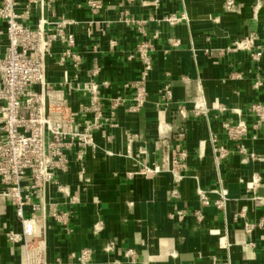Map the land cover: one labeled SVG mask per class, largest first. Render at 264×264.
Segmentation results:
<instances>
[{"label":"crops","instance_id":"0c3cea01","mask_svg":"<svg viewBox=\"0 0 264 264\" xmlns=\"http://www.w3.org/2000/svg\"><path fill=\"white\" fill-rule=\"evenodd\" d=\"M88 1L44 0L24 19L45 29L71 22L67 30L76 37L73 50L81 65L61 62L64 48L54 45L46 60L47 83L84 81L97 63V79L109 87L102 90L104 126L93 134L95 148L83 166L77 150L68 151V170L46 188L41 223L16 243L7 234L22 233V225L0 183V264H27L25 243L38 239L46 264H81L72 256L84 251L90 252L88 264H264V204L248 190L260 174L264 197V124L258 126L250 111L264 104V52L258 61L252 58L264 47V0H233L231 10L228 0H91L100 6L97 12ZM20 2L24 13L26 0ZM124 12L156 20L147 25V37L119 22ZM167 17L177 23L170 25ZM146 40L154 46L146 74L149 97L131 112V85L144 71L136 49ZM0 41L5 42L1 34ZM167 86L171 101L162 99ZM115 97L126 104L112 120ZM71 101L74 110L87 102L79 94ZM181 103L189 109L201 103L205 114L190 113L185 120L176 110ZM238 121L246 122L248 135L233 143L224 137L223 124ZM178 149L187 169L176 183L170 168ZM224 149L230 153L221 157ZM174 188L178 198L171 195ZM200 191L210 205H203ZM53 210L69 213L67 224L56 221ZM247 224L254 226L249 233ZM110 242L115 249L108 252Z\"/></svg>","mask_w":264,"mask_h":264},{"label":"built area","instance_id":"2783aa9c","mask_svg":"<svg viewBox=\"0 0 264 264\" xmlns=\"http://www.w3.org/2000/svg\"><path fill=\"white\" fill-rule=\"evenodd\" d=\"M154 3L158 5L159 0H154ZM36 4L43 7L44 0H26V12L23 13L20 11V0L0 2V20L5 24V30L0 33L5 37V42L0 41L1 194L14 207L23 229L22 233L11 231L7 234L13 243L26 239L34 232L35 224L41 223L39 214L43 209L46 188L55 182L59 173L68 170V151L76 149V159L83 166L88 151L95 148L93 134L104 126L102 90L109 87L108 82L98 81L101 69L97 63L91 69L88 79L84 81L65 82L59 87L47 83L46 60L54 45L59 44L64 48L60 55L61 62L72 59L77 68L81 65V55L73 50L76 37L67 30L70 21L56 23L55 27L48 29L43 27V23L36 26L24 23L27 12ZM87 5L93 12L100 10V6L91 0ZM234 5L233 0H228L226 9L231 10ZM155 21L153 17L136 19L128 12L122 13L119 18V22L136 28L144 37L148 36L147 25ZM164 21L170 25L177 23L172 17H167ZM174 44L177 45L178 41ZM245 48H249L248 45ZM136 50L144 71L142 78L131 85L134 90L133 103L129 106L131 112L139 111L148 100L146 74L151 68L154 46L146 40L139 44ZM263 52L264 47H259L252 53L253 60L258 61ZM161 92L164 101L173 99L170 86ZM74 94H79L87 100L86 103L80 104L78 110L72 107L71 99ZM125 104L126 100L122 97L111 100L109 107L112 120ZM176 110L185 120L190 117V113L197 117L205 114L201 103H194L190 109L184 103L177 104ZM250 111L258 117V126L263 125L264 104H253ZM223 134L228 141L240 143L248 135V126L244 121L226 122L223 124ZM212 141L217 142L218 136L213 135ZM229 153L224 149L220 155L225 157ZM185 159V153L178 149L170 168L176 183L181 181L187 169ZM262 185V176L255 174L248 186L253 200L259 204H264V197L259 194ZM171 195L174 198L179 197L177 188L173 189ZM200 197L203 205L211 204L202 191ZM51 215L56 221L67 224L69 213L53 210ZM178 218L182 219V216L179 215ZM253 229V225L247 224L245 227L248 233ZM25 248L27 264H46L45 248L40 239L30 243L26 241ZM105 249L108 252L113 251L115 243H108ZM89 253L84 251L79 256L73 255L72 258L81 264H88L91 261ZM127 255L132 261L135 259L134 251H128Z\"/></svg>","mask_w":264,"mask_h":264}]
</instances>
